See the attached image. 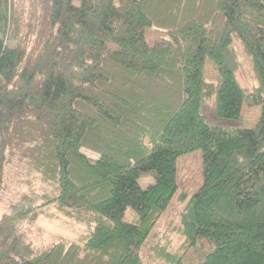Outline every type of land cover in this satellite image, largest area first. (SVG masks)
Segmentation results:
<instances>
[{"label": "trees", "instance_id": "trees-1", "mask_svg": "<svg viewBox=\"0 0 264 264\" xmlns=\"http://www.w3.org/2000/svg\"><path fill=\"white\" fill-rule=\"evenodd\" d=\"M0 204V264H264V0H0ZM50 208L81 239L14 252Z\"/></svg>", "mask_w": 264, "mask_h": 264}, {"label": "rangeland", "instance_id": "rangeland-1", "mask_svg": "<svg viewBox=\"0 0 264 264\" xmlns=\"http://www.w3.org/2000/svg\"><path fill=\"white\" fill-rule=\"evenodd\" d=\"M167 37V34L163 30L156 28H150L147 31V41L149 44H153L156 40H161ZM246 65L242 69L241 83L243 85H249L250 75L245 72ZM213 73V72H212ZM211 71L207 73V78L213 77ZM261 107L248 106L244 108V116L249 124L256 122ZM90 158H95L96 155L85 152ZM201 151H196L191 154L182 156L178 161V171L180 177L181 188L192 191L197 184H200L202 180V160ZM18 175H15V179L10 182V186L13 190L17 189ZM13 192V191H12ZM13 194H8V199L12 198ZM181 202L173 201L169 210L159 221L155 234L164 235L172 238V247L177 249L181 243V239L172 232L178 224L179 212L182 209ZM4 205L0 204V216ZM54 208H50L46 214H41L36 220L25 222L21 226L22 235L18 244L14 248V252L27 258L40 248H46L52 246L54 242L59 239H67L73 241H79L81 236L85 233V227L80 223L70 220L69 218L56 214ZM57 215V216H56Z\"/></svg>", "mask_w": 264, "mask_h": 264}]
</instances>
